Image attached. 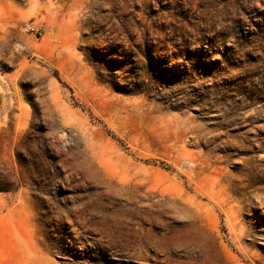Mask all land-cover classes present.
Returning a JSON list of instances; mask_svg holds the SVG:
<instances>
[{
	"label": "rangeland",
	"instance_id": "obj_1",
	"mask_svg": "<svg viewBox=\"0 0 264 264\" xmlns=\"http://www.w3.org/2000/svg\"><path fill=\"white\" fill-rule=\"evenodd\" d=\"M0 264H264V0H0Z\"/></svg>",
	"mask_w": 264,
	"mask_h": 264
},
{
	"label": "built area",
	"instance_id": "obj_2",
	"mask_svg": "<svg viewBox=\"0 0 264 264\" xmlns=\"http://www.w3.org/2000/svg\"><path fill=\"white\" fill-rule=\"evenodd\" d=\"M29 29H31V30H32L33 28H29ZM35 34H36L37 36H39V35H41V31H40V30H38V29H36V30H35Z\"/></svg>",
	"mask_w": 264,
	"mask_h": 264
}]
</instances>
